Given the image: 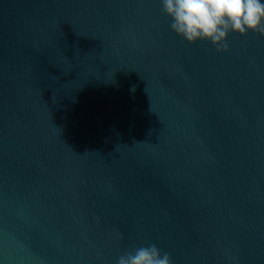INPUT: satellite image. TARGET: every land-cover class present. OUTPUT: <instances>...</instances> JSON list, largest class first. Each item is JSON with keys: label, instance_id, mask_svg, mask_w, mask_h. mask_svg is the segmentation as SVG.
<instances>
[{"label": "water", "instance_id": "water-1", "mask_svg": "<svg viewBox=\"0 0 264 264\" xmlns=\"http://www.w3.org/2000/svg\"><path fill=\"white\" fill-rule=\"evenodd\" d=\"M170 23L0 0V264H264V36L218 52Z\"/></svg>", "mask_w": 264, "mask_h": 264}, {"label": "clouds", "instance_id": "clouds-1", "mask_svg": "<svg viewBox=\"0 0 264 264\" xmlns=\"http://www.w3.org/2000/svg\"><path fill=\"white\" fill-rule=\"evenodd\" d=\"M160 3L163 13L171 18L170 30L191 44L209 41L218 52H226L230 33L245 36L253 32L264 36L261 0H160ZM116 264H172V258L149 243L120 255Z\"/></svg>", "mask_w": 264, "mask_h": 264}]
</instances>
